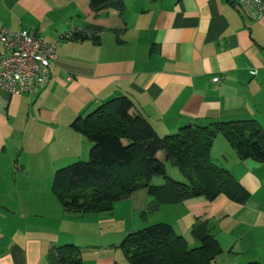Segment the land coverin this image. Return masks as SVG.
<instances>
[{
  "label": "crops",
  "instance_id": "0c3cea01",
  "mask_svg": "<svg viewBox=\"0 0 264 264\" xmlns=\"http://www.w3.org/2000/svg\"><path fill=\"white\" fill-rule=\"evenodd\" d=\"M91 1L0 0V30H27L56 48L43 88L0 91V264H63L60 248L80 264H129L122 241L159 222L137 217L147 196L119 227L107 213H65L52 193L58 169L88 158L91 142L72 122L103 103L129 97L130 115L159 136L194 122L253 120L264 131V14L248 19L233 0H120L121 11L116 0L100 9ZM72 30L91 36L67 38ZM156 158L169 163L164 151ZM210 158L249 200L190 199L171 205L166 222L194 246L193 226L207 221L221 249L243 255L230 264H264V164L240 160L220 135Z\"/></svg>",
  "mask_w": 264,
  "mask_h": 264
},
{
  "label": "trees",
  "instance_id": "16d2710c",
  "mask_svg": "<svg viewBox=\"0 0 264 264\" xmlns=\"http://www.w3.org/2000/svg\"><path fill=\"white\" fill-rule=\"evenodd\" d=\"M109 1L92 0L91 8L107 7ZM112 5L122 10L120 0ZM132 107L131 99L122 96L72 122L71 127L88 139L91 147L87 160L54 173L52 193L65 213H109L115 203L142 188L153 198L150 206L153 210L199 197L213 201L225 196L238 204L249 200L250 195L231 173L211 160L210 152L214 139L220 135L240 160L264 164V131L255 121L204 125L194 122L172 134L159 136L146 119L130 115ZM160 151L180 171L183 181L166 177L165 164L156 158ZM155 175L164 177L165 183L152 185L150 178ZM191 235L197 247L190 248L171 225L158 223L129 234L120 247L129 264H217L222 249L207 221L198 219ZM62 250L57 251L61 263L80 264L77 255L67 260L70 251Z\"/></svg>",
  "mask_w": 264,
  "mask_h": 264
},
{
  "label": "built area",
  "instance_id": "2783aa9c",
  "mask_svg": "<svg viewBox=\"0 0 264 264\" xmlns=\"http://www.w3.org/2000/svg\"><path fill=\"white\" fill-rule=\"evenodd\" d=\"M246 18L259 20L264 14L262 0H233ZM91 36L72 30L67 38ZM56 61L55 44L48 43L27 30H0V91L7 96L36 93L43 88ZM213 82H218L217 76Z\"/></svg>",
  "mask_w": 264,
  "mask_h": 264
},
{
  "label": "rangeland",
  "instance_id": "374dc122",
  "mask_svg": "<svg viewBox=\"0 0 264 264\" xmlns=\"http://www.w3.org/2000/svg\"><path fill=\"white\" fill-rule=\"evenodd\" d=\"M164 164H165V161H164ZM165 174H166V177L170 180L183 181V177H182V174L180 173V171L176 168V166H174L170 163H167L165 165ZM150 183L152 185H163L165 183V179L162 176L155 175V176H152L150 178ZM133 196H134L133 199H128L125 201L117 202L113 205L112 211L107 213V214L114 221V223H110L109 225L122 227V226H125L126 224H128L129 220L132 217H134V215L132 214L133 203L135 202L136 204H140L143 201L144 197H146V196L149 198V201L147 202V206H146L147 209H143L142 210L143 213L141 211L137 214V217L142 224L151 223L153 221H156V222L159 221L160 223H166V224L170 225V223L173 222L174 218H173V214L171 212H172V210H174L173 208H175V207L167 206V205H161L156 210L151 209L150 206L153 204V198H151L147 194V192L144 188L139 189L138 191L134 192ZM166 221H168L170 223H168ZM153 223H155V222H153ZM158 223H155V224H158ZM149 225L151 226L154 224H149ZM195 244L196 245H194V246L191 245L189 247L190 248L197 247L198 244L197 243H195ZM230 250L231 249H228V248H223L221 250V253L216 258L217 264H230L231 258H232L231 256H243L241 254L237 255V254H235L237 252H234L233 250H231L232 251L231 252ZM250 250L251 251H248L246 253L250 252V254H255L254 251H257L258 248H254V249H250Z\"/></svg>",
  "mask_w": 264,
  "mask_h": 264
}]
</instances>
